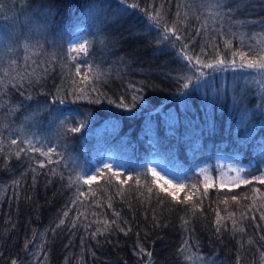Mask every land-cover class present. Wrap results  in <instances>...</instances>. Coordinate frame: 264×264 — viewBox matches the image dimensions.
<instances>
[{"label": "trees", "instance_id": "16d2710c", "mask_svg": "<svg viewBox=\"0 0 264 264\" xmlns=\"http://www.w3.org/2000/svg\"><path fill=\"white\" fill-rule=\"evenodd\" d=\"M207 3L0 0V264H264V0Z\"/></svg>", "mask_w": 264, "mask_h": 264}, {"label": "snow or ice", "instance_id": "6c2138e0", "mask_svg": "<svg viewBox=\"0 0 264 264\" xmlns=\"http://www.w3.org/2000/svg\"><path fill=\"white\" fill-rule=\"evenodd\" d=\"M206 6H208V7H213V6H215V7H220L221 5H220V0H208V3H207V5ZM160 14H159V12H157V15L156 16H152V17H150V19H152L153 21H155L156 22V26L157 27H159V24H160V22H159V20H157V17L159 16ZM178 15H179V13H178ZM262 23H264V21H262ZM169 31H171V32H173V35H175L176 36V40L177 41H180L181 40V36L178 34V32H179V30L178 29H176L175 28V25L173 26V28L172 29H165V39H168V35H167V33L169 32ZM199 34V33H198ZM261 41H264V38H261ZM261 41H258V43H260ZM226 43H230V42H226ZM174 47L176 46V45H173ZM179 47H180V49H181V51L178 53V56H180V58H181V60H187L188 61V64L187 65H185L186 67H190V68H195L196 67V64H198V63H203V61L201 60V58H200V56H197V57H195V58H193L190 54H187L186 53V51L185 50H187L188 49V44H184V43H180V45H179ZM86 50V45L85 44H83V43H81V44H79V46L77 47V48H73L72 49V51H80V52H83V51H85ZM203 48L201 49V52L203 53ZM193 59H195V63H193ZM217 63L218 64H223L224 63V61L223 60H219V61H217ZM233 64H234V62H233ZM204 66L205 67H212V65L211 64H204ZM241 67H247V68H254V69H256L258 72H260V73H264V56H261V57H259V59H257V60H253V61H249V62H247L246 64H244V63H242L241 64ZM77 74H79V68L77 67ZM197 79H199V78H197ZM0 84H2V81H0ZM4 87H6V85L4 86ZM183 88H185V89H188L189 88V83H184L183 84ZM93 91H96V89H92ZM3 93V88H0V94H2ZM78 99L79 98H82V97H77ZM134 100H135V97L133 98ZM60 103H64V100H60ZM120 106H125V105H123V103L120 105ZM262 106H264V105H262ZM83 125L81 124V127H82ZM70 131L71 132H79L80 131V127H74V128H71L70 129ZM22 142H25V141H22ZM29 145H31L32 144V141H26ZM11 143L12 144H16V140L15 139H12L11 140ZM21 150H23V149H21ZM36 150H39V149H36ZM49 153H54V154H56V155H61V157H62V154L61 153H57L56 152V149L55 148H53V147H51V146H49V151H47V152H41V155H44V156H49ZM17 155H19V152H17ZM62 159H63V157H62ZM49 162L51 163V158H50V156H49ZM41 166H43V165H41ZM107 167V166H106ZM109 171H111V168H109ZM114 176H117L118 174L116 173V172H113L112 173ZM250 174V173H249ZM141 175H145V174H141ZM159 174L157 173V172H155L154 170L152 171V176H154V177H156V176H158ZM97 179V176L96 175H90V176H87V178L85 179V183H91L92 181H94V180H96ZM129 179H131V177H129ZM254 179H258L259 181H260V183H264V173H262L261 174V176L260 177H254ZM126 182V181H125ZM139 178H137V180H136V183L137 184H139ZM249 181H247V180H245V183H248ZM153 183H155V181H153ZM209 185H205V191L207 190V187H208ZM176 187H178V188H183L184 187V185L183 184H179V185H176ZM148 191L149 192H151L152 191V188L151 187H149L148 188ZM187 199V198H186ZM233 199H235V197H233ZM65 214V216H67V212H65L64 213ZM117 215H119L118 213H117ZM261 219H264V215H262L261 216ZM64 223V221L63 220H61L60 221V224H63ZM217 223L219 224V219H218V221H217ZM121 231H124V229H120ZM220 229L219 228H217V231H219ZM99 231V230H98ZM241 231H243V229H241ZM93 235H95V233L93 234ZM262 239H264V237H262ZM141 252H143V249H141ZM181 254H183V252L181 251ZM147 255L150 257L151 256V253H147ZM12 264H16V261L15 260H13L12 261ZM237 264H239V257H238V259H237Z\"/></svg>", "mask_w": 264, "mask_h": 264}, {"label": "rangeland", "instance_id": "374dc122", "mask_svg": "<svg viewBox=\"0 0 264 264\" xmlns=\"http://www.w3.org/2000/svg\"><path fill=\"white\" fill-rule=\"evenodd\" d=\"M80 41L81 40L78 39L74 41L73 44L77 46ZM105 165L112 166L113 164L106 159ZM149 168L151 171L154 170L157 172L159 177L167 181H175L178 179L176 176L168 172L162 162L157 159L151 161ZM243 171V167L225 159H217L213 168L201 165L195 169V172L200 175L201 180L205 185H216L220 188H234L243 184Z\"/></svg>", "mask_w": 264, "mask_h": 264}]
</instances>
